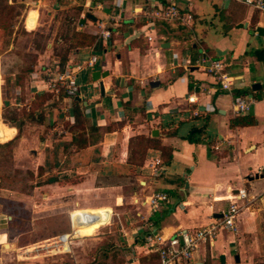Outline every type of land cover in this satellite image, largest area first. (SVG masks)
Segmentation results:
<instances>
[{"label": "crops", "instance_id": "1", "mask_svg": "<svg viewBox=\"0 0 264 264\" xmlns=\"http://www.w3.org/2000/svg\"><path fill=\"white\" fill-rule=\"evenodd\" d=\"M169 4L0 0V126L13 132L0 135V143L17 139L16 153H34V165L45 170L38 177H44L42 185L33 193L45 191L46 206L52 200L56 207L68 205L71 232L74 212L91 210L102 216L103 224L96 219L82 229L94 227L93 235L108 231L101 241L106 236L114 237L117 245L121 241L125 264H160L159 253L149 251L143 240L149 223L165 236L178 229L195 230L222 218L235 191L246 189L255 200L240 214L236 232L222 230L194 260L182 264H264V253L255 242H247L257 228L255 206L264 203V64L250 53L264 49V32L257 31L264 28V11L241 0H176L181 20L152 17ZM49 5L54 12L45 19L41 10ZM68 8H81L70 22L57 12ZM20 24L30 37L38 35L45 42L38 46L30 41L20 48ZM106 29L111 32L107 40L101 36ZM73 31L96 36V41L74 47ZM20 49L36 56L25 76H20L22 65L11 66L7 60L19 57ZM61 49L67 55L65 70L76 75L80 88L79 122L69 100L55 107L52 98L42 103L38 98L53 93L49 86L62 73ZM214 60L222 61L225 72L236 78L232 92L218 88L209 72ZM96 71L102 73L98 80L92 77ZM237 93L256 100L249 114L235 112L242 96ZM6 103L17 111L41 107L35 121L6 124ZM245 115L254 118L253 125L232 126ZM191 135L193 142L188 141ZM138 138L170 149V164H164L157 149L140 154L134 144ZM155 167L160 176L154 174ZM155 193H166L169 203L152 214L147 200ZM24 225L15 215L0 212V264H22L41 256V250L57 247V235L20 246L12 234H24L19 231ZM67 236L65 247L71 245Z\"/></svg>", "mask_w": 264, "mask_h": 264}, {"label": "rangeland", "instance_id": "2", "mask_svg": "<svg viewBox=\"0 0 264 264\" xmlns=\"http://www.w3.org/2000/svg\"><path fill=\"white\" fill-rule=\"evenodd\" d=\"M49 7L50 5L43 7L41 10L43 18L45 19L51 12H54H49L51 9ZM75 9L80 10L81 8H68L64 11L57 12H59V15H63V18L66 19V21L70 22L72 19L75 20L78 15ZM18 27V33L21 36V39L19 40L20 48L26 47L30 41H35L38 46H41L42 43L45 42L44 38L38 35L30 37V34H27L23 29L22 24ZM69 28L70 26L66 30L67 35L71 34V29L69 30ZM11 37L12 35L8 39V43L12 41ZM62 49L61 51L64 52ZM18 51L20 53L19 57H8L10 59L7 60L12 62L9 63L11 66L15 65L16 67V64L22 65L23 68L20 69V76H25L26 70L30 68L31 64L35 63L36 56L30 53L24 55L21 49ZM21 59L23 63H20ZM6 89L7 88H5V92ZM5 110L6 109L4 108L3 116L6 114ZM9 133L13 136V132H11L10 129L0 126V135H2V137L9 136ZM2 144L5 143H0V145ZM33 146L34 149H38V138H35ZM14 147L0 146V184L4 187L2 188L4 190L0 189V212L15 215L25 223L24 226L19 227V231H23L24 234L15 230L12 234V239H15L14 242H17L20 246L32 242L34 243L31 245H36V243H39L36 241H40L43 237L57 235L53 238L54 240L57 239V244L55 245L57 247L54 251H51L52 249L46 251L41 250V256L35 257L34 260L26 259L22 264H106L102 261L103 258L100 257L101 252H99V249L101 244H103V241L100 239L104 234L109 235V233H107L108 231H99L97 234L93 235L91 230L94 227H89L82 230V235L74 237L71 240V245L67 247H65V244L58 242L60 236L72 233L71 224L66 213V211L69 210V207L67 204L56 207L53 200L50 201L47 206L44 205L42 194H44L45 191H42L41 189H38V191L34 193L33 191L35 187H40V185H42L44 177L41 179L38 177L42 175V170H45V168H39L36 164L34 165L32 161V157L34 156L33 152L16 153ZM49 170L51 171L52 168ZM41 203H43L44 206H42ZM255 208L257 210V213L255 214L257 228L253 235H247V242H255L258 250L261 251L260 254H262L264 253V203L259 202ZM99 222H101L100 224L104 223V218L102 216L97 218L96 223ZM51 242L52 241H49V243ZM40 243H42V241ZM119 243L120 245H117L118 253L123 254L126 249L123 247L124 244H122L121 241ZM249 243L247 244L249 245ZM43 245L44 244L41 246ZM11 258L12 257H10V259ZM12 264H14V262Z\"/></svg>", "mask_w": 264, "mask_h": 264}, {"label": "built area", "instance_id": "3", "mask_svg": "<svg viewBox=\"0 0 264 264\" xmlns=\"http://www.w3.org/2000/svg\"><path fill=\"white\" fill-rule=\"evenodd\" d=\"M222 1L227 4L236 0ZM241 2L250 8L264 11L263 0H241ZM152 17L163 21H179L182 19V10H180L176 4V0H170L169 6L153 13ZM101 36L107 40L111 36V32L106 29L101 33ZM95 60L94 58L91 64L95 63ZM209 72L216 77L218 88L221 91H233V87L237 80L225 72V65L222 61H212L209 66ZM49 89L55 94H59L60 90L63 89L65 95L69 98L77 97L80 94L77 77L69 70H64L60 73L57 80L50 84ZM255 101L256 100L252 96H241L235 102L234 110L237 114H249ZM154 174L160 176L161 171L155 167ZM254 200L255 198L249 197L246 189H238L235 191L230 206L223 214L222 218L195 230L178 229L170 236H165L163 233L158 232L154 229V226L149 223L147 232L143 237L145 247L149 251H156L159 253L160 264L188 263L194 260L202 246L212 244L222 230L236 232V224L240 214L244 210L249 209ZM147 202L150 207V212L155 214L159 212L165 204L169 203V197L166 193H155L148 198ZM71 221L73 223L72 215ZM66 236L67 235L60 237L58 242L65 244ZM70 236L69 242L71 243V240L76 237L74 230Z\"/></svg>", "mask_w": 264, "mask_h": 264}, {"label": "trees", "instance_id": "4", "mask_svg": "<svg viewBox=\"0 0 264 264\" xmlns=\"http://www.w3.org/2000/svg\"><path fill=\"white\" fill-rule=\"evenodd\" d=\"M96 41V36L90 35V34H86V33H81V32H74L72 33V38H71V42H73L74 47H86V46H91L94 44V42ZM254 57H256L259 61H261L264 64V49H258V50H254L253 52H250ZM60 59H61V67H60V71L63 72L65 70V63L67 60V55L65 52L60 51V53H58ZM237 95H242L245 96V94H238ZM241 97V96H240ZM38 98L41 100V103L45 100L48 99H53L54 101V106L57 107L59 103H61L65 98H67L70 103H71V107L74 110V115H75V119L76 121H80L79 118L82 117V111L80 108L81 103L79 101H77L75 98H69L65 95L64 90L61 89L59 94H55L53 93H46L43 95H38ZM41 105H34V107L28 112L27 110L23 109L21 111H17L15 108L11 107L9 104H5V112L6 114H4L3 116V121L6 124H11L14 122H21V124L23 125L25 123V121H35V111L36 109L40 108ZM43 116V115H39ZM78 119V120H77ZM255 122L254 118L250 115H245V116H241L239 118H236L232 121V126H250L253 125ZM16 140H11L5 144L0 145L1 147H6V146H13L16 144ZM188 141L193 142V135H191L188 138ZM134 144L138 147V152H140V154H142L143 149L146 150L147 148H153V149H157L161 152L162 154V158L164 161V164L169 165L172 159V154H171V150L166 148V147H162L159 143L157 142H152V141H145L144 139L138 138L137 140H135ZM142 150V151H141ZM1 181V180H0ZM4 188L1 184H0V189ZM99 252H101V256L103 259L102 261H104L106 264H125L124 260L120 257V255L118 253V249H117V243L114 240V237H110V236H106L105 239L103 240V244H101V247L99 249ZM100 254V253H99ZM97 264V263H96Z\"/></svg>", "mask_w": 264, "mask_h": 264}, {"label": "bare ground", "instance_id": "5", "mask_svg": "<svg viewBox=\"0 0 264 264\" xmlns=\"http://www.w3.org/2000/svg\"><path fill=\"white\" fill-rule=\"evenodd\" d=\"M98 217L93 211H76L73 213L74 220V234L76 237H79L83 233V227H86L92 224V221L96 220ZM70 235L67 236V240L70 239Z\"/></svg>", "mask_w": 264, "mask_h": 264}, {"label": "water", "instance_id": "6", "mask_svg": "<svg viewBox=\"0 0 264 264\" xmlns=\"http://www.w3.org/2000/svg\"><path fill=\"white\" fill-rule=\"evenodd\" d=\"M257 31L259 33H262V32H264V28H258ZM101 75H102V73L100 71H96V72L93 73L92 77H93L94 80H98L101 77ZM104 75L106 76L107 74H104ZM258 87H259V85L255 84L252 88L254 90H256ZM100 91H101V94L103 95L104 94V86H103L102 82L100 83ZM75 99L77 101H80V97L79 96H77ZM237 260H238V258H237Z\"/></svg>", "mask_w": 264, "mask_h": 264}]
</instances>
